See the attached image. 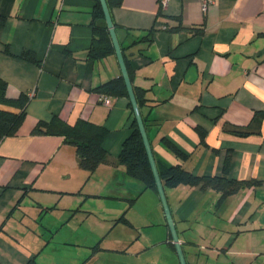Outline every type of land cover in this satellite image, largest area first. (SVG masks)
I'll return each mask as SVG.
<instances>
[{
  "label": "crops",
  "instance_id": "0c3cea01",
  "mask_svg": "<svg viewBox=\"0 0 264 264\" xmlns=\"http://www.w3.org/2000/svg\"><path fill=\"white\" fill-rule=\"evenodd\" d=\"M163 2L161 15L159 0L110 7L133 85L146 90L140 108L157 163L214 176L224 174L230 155L231 178L256 180L224 201L213 188L165 187L187 262L264 264V116L257 114L264 110V0ZM96 7L97 0H0V77L9 96H31L18 134L0 139V264H82L66 253L75 243L66 236L69 212L48 208L47 193L77 172L76 148L63 135L34 134L39 121L58 115L104 125L113 159L133 132L130 98L115 96L109 106L98 91L121 67L116 53L88 56ZM149 31L150 43H134ZM97 172L110 180L109 193L138 196L126 217L142 232L135 242L114 241L115 249L139 242L134 264H181L159 193H141L124 165L103 163Z\"/></svg>",
  "mask_w": 264,
  "mask_h": 264
},
{
  "label": "trees",
  "instance_id": "16d2710c",
  "mask_svg": "<svg viewBox=\"0 0 264 264\" xmlns=\"http://www.w3.org/2000/svg\"><path fill=\"white\" fill-rule=\"evenodd\" d=\"M107 1L109 6L112 7L121 4L123 0ZM159 2L160 7L158 14L161 15L163 13L164 5L163 0H159ZM2 21H4V18L0 16V22ZM152 40V31H149L144 36L135 40L134 43H150ZM109 54H115V47L107 26L101 2L100 0H97V7L94 15V38L88 56L91 59H102ZM124 56L131 76L132 68L130 58L125 52ZM22 57L38 62L35 54L30 51H25L22 54ZM7 88V80L0 77V104L17 108V110L0 108V139L18 134L27 115V106L31 100V96L26 92H22L17 97H11L7 93ZM98 91H100L101 94L111 95L112 97L120 95L129 97L122 74L101 84L98 87ZM135 92L141 107L147 100L145 96L146 90L136 87ZM130 107L133 110L131 102ZM257 114L264 116V110L258 111ZM144 121L146 124L145 118ZM33 133L63 135L66 141L75 146L79 165L83 169L94 173L103 163H111L113 165L121 164L125 166L126 173L129 177L136 179L143 184L141 193L146 189L158 193L154 174L136 119H134L133 132L125 141L123 149L117 159L112 158L104 145V141L108 135V129L101 124L84 119H79L74 124H71L58 115H55L50 121H39L33 129ZM201 136L204 141L205 131L201 130ZM164 142L171 150L177 153L180 158H185V153L171 141L164 138ZM229 167L230 155L226 158L225 172L223 175H198L192 170L185 168L180 163L170 166H161L158 164L160 175L165 187L174 188L186 184L200 186L203 190L213 188L221 192L220 201H224L225 198L238 192L242 187L256 182V180L251 179L240 180L231 178L229 176ZM137 198L138 196L129 199L134 202ZM122 219L130 223L126 215H124ZM28 264H37V262L35 259H32Z\"/></svg>",
  "mask_w": 264,
  "mask_h": 264
},
{
  "label": "rangeland",
  "instance_id": "374dc122",
  "mask_svg": "<svg viewBox=\"0 0 264 264\" xmlns=\"http://www.w3.org/2000/svg\"><path fill=\"white\" fill-rule=\"evenodd\" d=\"M76 169L70 178H61L47 191L51 202L48 208L69 212L66 236L75 243L68 244L66 253L74 252L82 264L88 261L89 264L139 262L142 259L137 250L139 242L135 247L121 250L115 249L118 245L114 244L119 240L135 242L142 232L122 219L135 200L132 202L123 195L106 191L110 180L103 172L91 173L79 164ZM125 189V186L120 187L121 191Z\"/></svg>",
  "mask_w": 264,
  "mask_h": 264
},
{
  "label": "water",
  "instance_id": "95a60500",
  "mask_svg": "<svg viewBox=\"0 0 264 264\" xmlns=\"http://www.w3.org/2000/svg\"><path fill=\"white\" fill-rule=\"evenodd\" d=\"M102 8H103V12L105 15V19L107 22V26L109 28L110 31V35L115 47V53L118 57V61L121 67V74L124 78L126 87H127V91H128V95L130 98V102L132 104V108L135 114V119L138 123L139 126V130L141 132L142 138H143V142L148 154V158L150 161V165L154 174V178L156 181V185H157V189H158V193L166 214V218H167V222L173 237V241L175 243L176 249H177V254L180 260L181 264H188L186 256H185V252L182 246V243L180 241V237L177 231V227L173 218V214L169 205V201L167 198V194H166V190H165V186L164 183L162 181L161 175H160V171L158 168V164L157 161L155 159V155H154V151H153V147L151 145V141L148 135V131H147V127L143 118V114L137 99V95L135 92V88L133 85V82L131 80V76L127 67V63L125 60V56L123 53V49L121 47V43L118 37V33L115 27V23L113 21L112 15H111V10H110V6L108 4L107 0H100Z\"/></svg>",
  "mask_w": 264,
  "mask_h": 264
},
{
  "label": "built area",
  "instance_id": "2783aa9c",
  "mask_svg": "<svg viewBox=\"0 0 264 264\" xmlns=\"http://www.w3.org/2000/svg\"><path fill=\"white\" fill-rule=\"evenodd\" d=\"M165 3V2H163ZM206 7V4H205ZM112 96L111 95H107V94H101V100L103 103H105L106 105H111L112 104Z\"/></svg>",
  "mask_w": 264,
  "mask_h": 264
}]
</instances>
